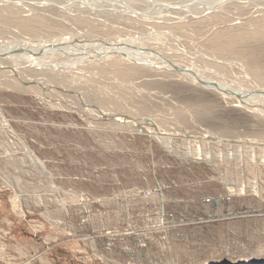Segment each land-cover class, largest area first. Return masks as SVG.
Segmentation results:
<instances>
[{
	"label": "rangeland",
	"instance_id": "1",
	"mask_svg": "<svg viewBox=\"0 0 264 264\" xmlns=\"http://www.w3.org/2000/svg\"><path fill=\"white\" fill-rule=\"evenodd\" d=\"M185 1L0 2V264H264V6Z\"/></svg>",
	"mask_w": 264,
	"mask_h": 264
},
{
	"label": "bare ground",
	"instance_id": "2",
	"mask_svg": "<svg viewBox=\"0 0 264 264\" xmlns=\"http://www.w3.org/2000/svg\"><path fill=\"white\" fill-rule=\"evenodd\" d=\"M4 2V0H0V2ZM14 1V2H13ZM52 1L54 2V0H42V1H29V2H27V1H21V0H12V2L13 3H15V2H21V4H27V6H29V7H32V8H41V7H45V6H49V5H51V3H52ZM125 1H127V0H125ZM150 1H152V0H150ZM154 1V0H153ZM158 1V0H157ZM195 1V0H194ZM199 0H197L196 2H195V5H196V3L198 2ZM235 1H238V2H241V3H252V4H257V5H262V6H264V0H215V1H212V0H210V2H209V0H208V3H206V1L205 0H201V2H199V4H202V6L204 5V7L202 8V6L200 7V8H197L199 5H197V9L195 10L194 8H195V6H194V4H192L193 6H194V8L192 9H188V8H185V10L186 9H188L189 11L191 10H194L195 12L197 11L198 13H201V14H203V12H207V11H210V10H214V9H222L223 7L222 6H220V5H222L223 3H224V5H226L225 3H227V2H235ZM58 2V1H57ZM95 2V1H94ZM184 2L186 3V1L184 0ZM237 2V3H238ZM127 3V2H126ZM165 3V2H164ZM168 3V2H167ZM182 3V2H181ZM240 3V4H241ZM249 3V4H250ZM131 4H134L133 2H131ZM171 4V3H170ZM184 4V3H183ZM188 4V3H187ZM198 4V3H197ZM208 4V5H207ZM83 5V4H82ZM153 5V4H152ZM172 5V4H171ZM84 6V5H83ZM90 6V5H89ZM173 6V5H172ZM171 6V7H172ZM174 6H175V4H174ZM174 6H173V11L175 10L174 9ZM176 6H177V4H176ZM51 7V6H50ZM149 7V6H148ZM159 7V6H158ZM178 7H179V5H178ZM192 7V6H191ZM58 8V7H57ZM81 8V7H80ZM87 8V7H86ZM93 8V7H92ZM123 8V7H122ZM128 8V7H127ZM147 8V7H146ZM262 8V7H261ZM48 9V8H47ZM62 9H64V8H62ZM85 9V8H84ZM89 9V8H88ZM130 9H131V7H130ZM166 9V8H165ZM169 9V8H168ZM170 9H172V8H170ZM56 10H58V9H56ZM132 10V9H131ZM136 10V9H135ZM164 10V9H163ZM180 10V9H179ZM184 10V9H183ZM199 10H200V12H199ZM259 10V9H258ZM51 11V10H50ZM123 11V10H122ZM127 11V10H126ZM138 11V10H137ZM140 11V10H139ZM168 12L170 11L171 13H172V11L171 10H167ZM188 11V12H189ZM60 12V11H59ZM90 12V11H89ZM129 12V11H128ZM132 12V11H131ZM135 12V11H134ZM177 12V11H176ZM182 12V11H181ZM193 12V11H192ZM194 12V13H195ZM50 13V12H49ZM122 13V12H121ZM125 13V12H124ZM139 13H141V12H139ZM146 13V12H145ZM152 13V12H151ZM175 13V12H174ZM180 13V12H179ZM186 13V12H185ZM190 13V12H189ZM223 13V12H222ZM61 14V13H60ZM91 14V13H90ZM126 14V13H125ZM143 14V13H142ZM142 14H139V17L142 15ZM187 14V13H186ZM197 14V13H196ZM133 15H135V16H137L136 14H133ZM132 16V15H131ZM144 16V15H143ZM145 16H146V14H145ZM138 17V18H139ZM142 18V17H141ZM186 18V17H185ZM143 19V18H142ZM144 20V19H143ZM146 20H148V19H146ZM153 23V22H152ZM164 23V22H163ZM149 26V25H148ZM151 26V25H150ZM27 43V42H26ZM49 43V42H48ZM40 44V43H39ZM26 45V44H25ZM28 45V44H27ZM54 45V44H53ZM52 45V46H53ZM29 46V45H28ZM14 47V49L17 47V46H12V48ZM33 47V46H32ZM35 47V46H34ZM33 47V48H34ZM37 47V46H36ZM71 47V46H70ZM124 47V46H123ZM2 48H4V47H2ZM6 49L7 48H9L8 46L7 47H5ZM11 48V49H12ZM19 48V47H18ZM22 47H21V45H20V49H21ZM27 48V47H26ZM26 48H24V46H23V48L22 49H26ZM33 48H32V50H31V52H26V54H32V53H34L33 51H35V49L33 50ZM42 48V47H41ZM45 48H46V46H45ZM112 48H114V47H112ZM124 48H126V47H124ZM13 49V50H14ZM30 49V48H29ZM53 49V48H52ZM51 49V50H52ZM69 49H71V48H69ZM130 49V48H129ZM65 50L67 51L68 49H66L65 48ZM109 51H110V49H108ZM113 50H117L116 49V47L113 49ZM113 50H111V51H113ZM1 51V50H0ZM15 51H17V50H15ZM25 51V50H24ZM27 51V50H26ZM106 51H107V49H106ZM118 51H123V48H121V49H119ZM117 51V52H118ZM14 52V51H13ZM21 52H23V50L21 51ZM1 53V52H0ZM15 53V52H14ZM25 52H23V54H24ZM100 53V52H99ZM106 53H108V52H106ZM110 53V52H109ZM3 54V53H2ZM11 54V53H10ZM17 54V53H16ZM35 54V53H34ZM8 56V54L6 53L5 54V56ZM19 55V54H18ZM22 55V54H21ZM1 56H3V55H1ZM0 56V57H1ZM6 56V57H7ZM36 56V55H35ZM10 57H12V55L10 56ZM32 57V56H31ZM2 58V57H1ZM186 75V74H185ZM188 77V76H187ZM244 99V98H243ZM161 137V136H160ZM159 137V138H160ZM30 154L31 155H33V153L32 152H30ZM34 158H35V160L42 166V167H44L43 166V164L39 161V159L38 158H36L35 156H34Z\"/></svg>",
	"mask_w": 264,
	"mask_h": 264
},
{
	"label": "water",
	"instance_id": "3",
	"mask_svg": "<svg viewBox=\"0 0 264 264\" xmlns=\"http://www.w3.org/2000/svg\"><path fill=\"white\" fill-rule=\"evenodd\" d=\"M174 71H176V72H178V73H181V74H184V73H190L191 75H193V76H195V77L197 78V75H196L195 73L185 71V70H183V69H181V68H175ZM197 79H198V81H199L200 84L205 85V82H203V81H202L201 79H199V78H197ZM215 87H218V88H219L220 86H219L218 84H216ZM260 94L262 95V93H260ZM233 95H236V94H233ZM263 96H264V94H263ZM237 97H238L239 99L243 98L241 95H237Z\"/></svg>",
	"mask_w": 264,
	"mask_h": 264
}]
</instances>
